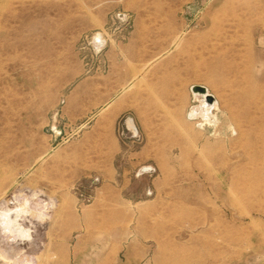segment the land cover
<instances>
[{
  "label": "rangeland",
  "instance_id": "rangeland-1",
  "mask_svg": "<svg viewBox=\"0 0 264 264\" xmlns=\"http://www.w3.org/2000/svg\"><path fill=\"white\" fill-rule=\"evenodd\" d=\"M0 264H264V0H0Z\"/></svg>",
  "mask_w": 264,
  "mask_h": 264
},
{
  "label": "bare ground",
  "instance_id": "bare-ground-1",
  "mask_svg": "<svg viewBox=\"0 0 264 264\" xmlns=\"http://www.w3.org/2000/svg\"><path fill=\"white\" fill-rule=\"evenodd\" d=\"M193 88V87H192ZM204 88V87H203ZM205 90H206V92L205 93H197V92H193V94H196V95H199V96H201L202 97V99H203V108L204 109H210L211 107H212V105H213V103H214V99L212 100V101H208L207 100V97L210 95L209 93H208V91H207V89L206 88H204ZM211 96V95H210ZM23 212V211H22Z\"/></svg>",
  "mask_w": 264,
  "mask_h": 264
},
{
  "label": "crops",
  "instance_id": "crops-1",
  "mask_svg": "<svg viewBox=\"0 0 264 264\" xmlns=\"http://www.w3.org/2000/svg\"><path fill=\"white\" fill-rule=\"evenodd\" d=\"M110 150H111V152L109 153L110 156H115L116 153L119 152L120 147H119V144L116 142V140L112 142V147Z\"/></svg>",
  "mask_w": 264,
  "mask_h": 264
},
{
  "label": "water",
  "instance_id": "water-1",
  "mask_svg": "<svg viewBox=\"0 0 264 264\" xmlns=\"http://www.w3.org/2000/svg\"><path fill=\"white\" fill-rule=\"evenodd\" d=\"M192 91H193V92H197V93H205V92H206V90H205L203 87H201V86H194V87L192 88ZM207 100H208V101H212V100H213V97L209 95V96L207 97Z\"/></svg>",
  "mask_w": 264,
  "mask_h": 264
}]
</instances>
